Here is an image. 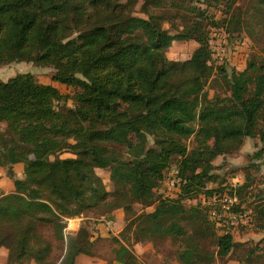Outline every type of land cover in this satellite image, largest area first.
Here are the masks:
<instances>
[{
    "label": "trees",
    "instance_id": "trees-1",
    "mask_svg": "<svg viewBox=\"0 0 264 264\" xmlns=\"http://www.w3.org/2000/svg\"><path fill=\"white\" fill-rule=\"evenodd\" d=\"M140 1L0 0V67H50L54 81L74 89L64 94L31 72L0 80V123L7 126L0 128V166L14 184L9 192L0 188V248L13 255L9 264L49 262L52 243L39 224L52 225L65 243L59 264H78L94 234L85 225L68 229V220L114 199L135 243L170 238L181 264H214L236 250L245 252L240 264H264V237L245 248L231 231L216 227L207 207L186 203L218 181L217 157L236 153L248 137L264 142V54L257 51L264 45V0H143L145 16L135 14ZM163 6L180 9L182 24L165 28L163 15L150 10ZM213 8L227 15L222 21L230 42L248 38L252 52L242 70L219 67L210 96L208 38L222 26ZM191 40L198 46L188 59L168 58L173 42ZM7 133L17 139L7 140ZM64 151L74 157H60ZM263 153L250 155L241 168L239 190L252 186L250 170L260 169L253 161ZM175 156L189 182L178 198L163 199L158 189ZM19 163L23 177L14 171ZM97 168L110 171L112 191ZM259 200L241 196L237 208L251 210L253 222L240 229L259 222L264 229V192ZM136 203L154 209L138 212ZM114 239L116 262L135 264L130 247Z\"/></svg>",
    "mask_w": 264,
    "mask_h": 264
},
{
    "label": "rangeland",
    "instance_id": "rangeland-1",
    "mask_svg": "<svg viewBox=\"0 0 264 264\" xmlns=\"http://www.w3.org/2000/svg\"><path fill=\"white\" fill-rule=\"evenodd\" d=\"M142 4L143 0L136 6V15L145 16L144 12H141ZM201 5L205 6L204 4ZM150 10L163 15L165 18V22L163 24L165 28L173 30L174 23L175 25L182 24V15L184 13L180 12V9L177 7H151ZM212 13L215 14L216 19L221 21L227 16L223 14L221 10L215 8L212 9ZM221 25L225 27L223 21L221 22ZM197 46L198 43L194 40L175 41L167 50L166 54L171 60L184 61L191 56ZM230 48L231 55L229 60L226 62L227 66L229 68L235 67L237 69L246 66L252 52L251 41L248 38H244L243 41L235 43L230 42ZM257 51L264 54V45H259ZM211 66L213 67V75L209 80L207 89L209 90L210 96H213L216 92V88L212 86V82H214V76L218 74L219 67L221 65L211 63ZM22 72L33 73L41 83H52L64 94H72L74 92L72 87L60 84L53 80V74L55 72L53 68L38 66L31 62H13L11 64L1 66L0 80L6 81L10 77ZM68 105L74 106L73 101L69 100ZM6 127L5 123H0V128L3 131L6 130ZM6 138L7 140L17 139L12 133H7ZM186 142L189 148H191L193 144V137L188 139ZM261 148L264 149V142H262L259 137H248L241 149L236 153L220 155L217 157L214 160L215 168L213 169V172L218 174V181H229L238 172H243L245 174L244 170L241 168L249 163V156L259 151ZM59 155L62 158L74 157V155L68 151H64ZM51 158L53 159L54 157L52 156ZM180 161L181 158L179 156H175L172 160V164H180ZM253 162H259L261 165L259 170H255L254 168H251L250 170L253 178V184L249 189L240 188L239 191L241 196L246 198L247 201L260 203L259 199L262 197V192H264V156L260 160L254 159ZM23 166L24 165L22 163L15 164L13 166L17 177H21L20 174H22V170L24 168ZM0 171H3L4 173L3 176H0V188L4 192H9L13 188V180L7 174V166H0ZM96 172L102 177L106 187L112 191L114 189V184L110 178V171L108 169L97 168ZM186 203L190 205L187 200ZM134 208L138 212H143L145 210L142 205L137 203L134 204ZM119 209H123V207H121L118 200L114 199L109 204L101 208L81 215L84 216V219L81 221V225L88 226L92 231H95L98 234L97 236H93L94 238L92 239V243L89 245L90 253L85 254L86 260L84 261V264H100L99 262H101V264H114L116 262V251L119 248V244L114 238L123 241L130 247L132 252L136 255L135 264H181L177 255V245L170 238L165 241H144L135 243L131 231L126 229L127 221L125 215H123V219L125 221L123 229L119 232L116 231L117 229H111L112 231L105 232L109 233L108 235H110V238L108 241H104L101 238L103 236L101 230L100 228H97V225L100 223H106L107 221L114 222V219L111 220L109 216L113 215L114 217L116 215V211ZM261 226L262 223L259 222L256 223L254 227H249L244 230H235L233 231L234 238L236 241L244 243L245 248L254 246L256 242L264 237V229ZM37 229L45 239L47 238L52 243V252L49 257V262H36L34 259H28L24 261L23 264H59L61 262L62 255L65 252V243L56 238L55 230L52 225L39 224ZM205 245L209 251L216 249L215 244H213L211 240H207ZM244 254V251L236 250L232 253L230 259H223L219 256L216 257L214 264H240L237 259L243 257ZM12 259L13 255L8 252V249L6 247H1L0 264H9L12 262ZM251 264H258V262L253 261Z\"/></svg>",
    "mask_w": 264,
    "mask_h": 264
},
{
    "label": "built area",
    "instance_id": "built-area-1",
    "mask_svg": "<svg viewBox=\"0 0 264 264\" xmlns=\"http://www.w3.org/2000/svg\"><path fill=\"white\" fill-rule=\"evenodd\" d=\"M208 45L211 51L210 63L216 65L225 64L231 55L229 33L225 27H215L211 30L208 38ZM245 174L236 173L229 181L224 183L209 182L194 198L187 199L190 204H201L207 207L209 219L215 223L221 231L239 230L249 226L253 222L251 210L238 209L241 204L239 187L243 184ZM189 180L182 173L180 164H171L165 172L164 179L158 189L163 199L178 198L183 192ZM112 221H107L111 229Z\"/></svg>",
    "mask_w": 264,
    "mask_h": 264
},
{
    "label": "crops",
    "instance_id": "crops-1",
    "mask_svg": "<svg viewBox=\"0 0 264 264\" xmlns=\"http://www.w3.org/2000/svg\"><path fill=\"white\" fill-rule=\"evenodd\" d=\"M245 66L243 68H238V69H244ZM4 173L3 171H0V176H3ZM21 177L23 176V170H22V174H20ZM14 189V184H13V188L11 190ZM10 190V191H11ZM154 209V206H150V207H147L145 210L147 211H152ZM123 215H125V212L123 209H119L118 211H116V215L113 217L114 219V222L112 223V227L111 229H117L116 231L119 232L123 229V226H124V219H123ZM84 219V216H78V217H75V218H71L68 220V229L70 230H78L80 225L82 224L81 221ZM97 228H100L101 230V233L103 236H106L108 235L109 233H105L107 231H112L110 228H108L107 224L106 223H100L97 225ZM92 233L94 235H98L97 232L95 231H92ZM94 238V237H93ZM140 249V248H139ZM86 260L85 258V254H80L77 256V263L78 264H84V261ZM99 261H102V260H99ZM101 264V262H99ZM114 264H123L121 262H115Z\"/></svg>",
    "mask_w": 264,
    "mask_h": 264
}]
</instances>
